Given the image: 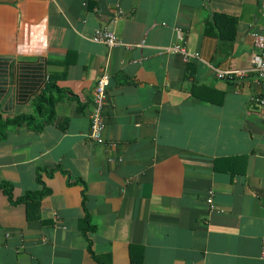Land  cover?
<instances>
[{"label": "crops", "instance_id": "obj_1", "mask_svg": "<svg viewBox=\"0 0 264 264\" xmlns=\"http://www.w3.org/2000/svg\"><path fill=\"white\" fill-rule=\"evenodd\" d=\"M262 24L261 0H0V114L47 120L0 138V264H264V79L216 75Z\"/></svg>", "mask_w": 264, "mask_h": 264}, {"label": "built area", "instance_id": "obj_2", "mask_svg": "<svg viewBox=\"0 0 264 264\" xmlns=\"http://www.w3.org/2000/svg\"><path fill=\"white\" fill-rule=\"evenodd\" d=\"M261 14L263 16L261 30L251 31L255 50L252 53L250 65L246 68H228L224 70L216 68L217 77L228 78L233 76H243L248 72H254L258 78L264 79V0H261ZM91 39L96 42L104 43L108 47H114L123 44L115 31L106 28L95 29L91 35ZM166 50L181 53L185 61L198 56V54L195 52H189L182 44L169 46L166 48ZM109 80L108 71H104L100 74L96 81L92 99L91 123L88 136L97 143H103L105 141L103 136V131L105 128L103 108L107 97V86L109 84ZM257 102L261 105H264V97H257ZM209 193L210 194L207 200L209 203H212V190L209 191ZM261 256L264 258V239Z\"/></svg>", "mask_w": 264, "mask_h": 264}, {"label": "trees", "instance_id": "obj_3", "mask_svg": "<svg viewBox=\"0 0 264 264\" xmlns=\"http://www.w3.org/2000/svg\"><path fill=\"white\" fill-rule=\"evenodd\" d=\"M222 17H224L228 21V23H229L228 25H229V27L231 29V33H232L234 30V19L231 17H227V16H222ZM197 87H198L197 85H193L191 87V91L194 93L196 91ZM211 91L214 92V90L212 88H210V93H213ZM52 98H53L52 95L48 96L47 101L51 102ZM222 99H223V94L221 93V94H219L218 98H216L215 100H217L220 103V101ZM42 105H43V103L41 102V100H39L36 107H35V109L37 110V114L42 112ZM33 121H34L33 115H18V116L13 117V118H7V117H3L0 114V138L4 137L6 130L11 126H16V125L21 124L23 122H28V123H31L32 127L40 129L47 120L42 121V122L40 121L38 123H34ZM0 186L3 187L9 193L10 183L2 182V183H0ZM46 191H47V189H42V190L40 189L37 192H27L24 195H22L20 198H18L17 201L28 202V200H30V199L34 201L35 195L41 194V193L46 192ZM81 228H82L83 232H86L87 230H91L94 228V226L90 224V220H89L88 215L85 216L84 219L82 220V227ZM130 249H131V251H133V249H135V248L130 247ZM93 255L97 259V261H99L103 264H109L103 256H100L98 254H93Z\"/></svg>", "mask_w": 264, "mask_h": 264}]
</instances>
